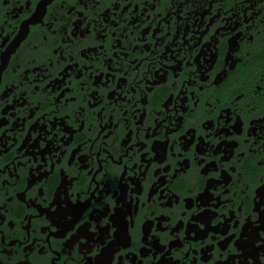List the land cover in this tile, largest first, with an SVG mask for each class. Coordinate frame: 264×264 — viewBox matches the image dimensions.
<instances>
[{
  "label": "flooded vegetation",
  "instance_id": "obj_1",
  "mask_svg": "<svg viewBox=\"0 0 264 264\" xmlns=\"http://www.w3.org/2000/svg\"><path fill=\"white\" fill-rule=\"evenodd\" d=\"M0 264H264V0H0Z\"/></svg>",
  "mask_w": 264,
  "mask_h": 264
}]
</instances>
